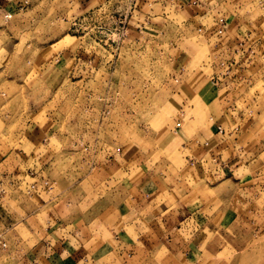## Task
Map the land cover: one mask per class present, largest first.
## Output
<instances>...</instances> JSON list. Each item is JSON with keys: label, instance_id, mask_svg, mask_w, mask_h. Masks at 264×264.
I'll use <instances>...</instances> for the list:
<instances>
[{"label": "rangeland", "instance_id": "1", "mask_svg": "<svg viewBox=\"0 0 264 264\" xmlns=\"http://www.w3.org/2000/svg\"><path fill=\"white\" fill-rule=\"evenodd\" d=\"M227 18L264 38V0H0V264L75 232L82 264H264V58L224 98ZM219 115L220 158L168 145Z\"/></svg>", "mask_w": 264, "mask_h": 264}, {"label": "crops", "instance_id": "2", "mask_svg": "<svg viewBox=\"0 0 264 264\" xmlns=\"http://www.w3.org/2000/svg\"><path fill=\"white\" fill-rule=\"evenodd\" d=\"M216 26L217 33L226 37L225 43L227 47H229V51L231 50L230 48L233 46L235 47L232 54L230 52L231 56L228 57L225 62L219 64L212 77L214 84L224 86L226 94L223 96L224 98H228L227 94L235 90V82L242 79L244 76L245 64L251 63L252 60L255 59L260 60L261 58H264V38L262 37L258 40H253V35H242L241 23L234 22L232 18H227L225 21L223 20L222 26L219 24H216ZM230 32H235L236 37H228ZM225 117L226 116L224 115L209 117L208 120L210 123L205 130H200L189 136L182 134V132L174 134L168 145L181 154L182 159L186 163L192 162L193 160L204 161L206 158L210 157L218 156V158H220L221 153L218 148L223 143H227L228 139L234 140L239 133L237 127L232 130L225 129L222 126V121L225 120ZM241 175L242 174H239V176ZM77 237L78 235L76 232L74 235L67 233L66 235L64 234L55 245L54 242L52 243L53 247L58 248L59 252L67 253V255H69L68 260L60 262L61 264H82L89 259L82 258V255L78 253V247H73L71 245L70 239L76 241L78 240ZM44 243L43 250H46L47 246L51 244ZM76 243H78V241H76ZM55 248L49 247L48 249L52 251V249Z\"/></svg>", "mask_w": 264, "mask_h": 264}, {"label": "built area", "instance_id": "3", "mask_svg": "<svg viewBox=\"0 0 264 264\" xmlns=\"http://www.w3.org/2000/svg\"><path fill=\"white\" fill-rule=\"evenodd\" d=\"M219 23H223V20H220ZM219 32H221V31H219Z\"/></svg>", "mask_w": 264, "mask_h": 264}]
</instances>
